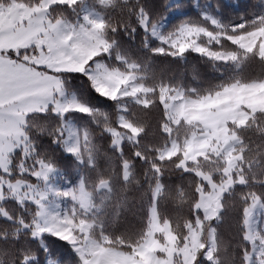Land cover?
<instances>
[{
  "label": "trees",
  "instance_id": "trees-1",
  "mask_svg": "<svg viewBox=\"0 0 264 264\" xmlns=\"http://www.w3.org/2000/svg\"><path fill=\"white\" fill-rule=\"evenodd\" d=\"M17 1L34 5L41 0ZM86 2L102 15V34L111 45L109 53H100L93 60L124 71H130L128 63L135 64L133 70L150 89L147 103L108 97L96 89L85 72H59L65 90L75 93L90 112L71 110L62 115L50 106L29 114L24 130L31 151L29 155L23 150L11 154L9 176L35 183L38 179L34 172L43 162L72 183L82 178L95 203L101 205L94 235L105 239L107 247L132 252L142 244L154 203L160 222H168L179 245H183L190 226L203 217L197 203L200 189L207 191L209 186L200 172L209 173L213 181L220 183L225 177L226 161L210 153L189 162L184 169L181 156L159 158V151L172 138L183 143L193 130L184 121L173 126L171 132L166 129L162 90L181 89L186 96L199 98L233 83L264 82V55L258 45L244 49L231 38L264 27V0H77L51 5L49 17L77 23ZM175 10L180 12L169 20L165 30L175 31L188 23L222 32L219 40L202 41L214 52H231L236 59L223 60L194 49L177 53L154 38L150 28ZM204 10L218 19L220 28L203 15ZM121 114L139 132L136 141L124 140L118 147L110 130H125L119 123ZM67 120L87 133L83 161L64 146ZM228 125L239 139L234 150L239 161L232 173L236 182L222 196L218 221L202 218L203 247L197 251L194 264H244L251 250L246 238V208L255 195L264 207V109L251 112L241 126L233 122ZM240 177L242 182H238ZM103 183L108 188L99 190ZM158 186L161 190L155 201ZM1 206L9 217L0 216V264H81L68 240L49 232L34 236L36 204H20L7 198ZM211 226L215 229V250L213 260H208L204 253Z\"/></svg>",
  "mask_w": 264,
  "mask_h": 264
},
{
  "label": "rangeland",
  "instance_id": "rangeland-1",
  "mask_svg": "<svg viewBox=\"0 0 264 264\" xmlns=\"http://www.w3.org/2000/svg\"><path fill=\"white\" fill-rule=\"evenodd\" d=\"M75 1L41 0L34 5L17 0L0 1V216L9 217L1 206L7 198H13L20 204H36L34 236L49 232L68 240L80 256L81 264H194L197 251L203 247L202 218L218 221L222 196L236 182L232 173L239 161V156L234 154L239 139L229 130L228 123L241 126L251 112L264 109V82L233 83L199 98L188 97L181 89L174 92L167 88L162 90L168 117L166 129L171 132L173 126L184 121L193 130L183 143L172 138L159 151V158L181 156L180 165L187 169L189 162L202 155L223 156L225 177L216 183L209 173L200 172L209 189H200L197 208L203 217L190 226L185 244L179 245L168 222H160L154 203L142 244L132 252L107 247L105 239L99 240L94 235L96 215L101 205L95 203L82 178L72 183L53 166L43 162L34 172L38 179L35 183L9 176L11 154L23 150L29 155L31 151L24 130L29 114L42 112L50 106L62 115L71 110L90 112L89 106L80 102L75 93L65 90L59 72H85L100 93L111 98L147 103L146 93L150 89L139 80L141 76L133 70L137 67L135 64L128 63L130 71H124L111 68L102 60H93L100 53H109L111 45L102 34V15L91 4L86 2L83 5L82 18L77 23L50 19L51 5ZM195 1L197 3L198 0ZM179 12L175 10L153 25L150 28L152 36L177 53L194 49L223 60L236 59L237 56L231 52H214L202 41L219 40L222 32H212L188 23L175 31L165 30L169 20ZM203 15L215 26H220L218 19L209 11L204 10ZM231 38L244 49L258 45L264 55V27ZM91 60L92 64L88 66ZM119 123L125 130H110L114 144L120 147L124 140L136 141L139 129L123 114ZM64 128L65 148L83 161L86 131L71 120L65 121ZM242 181L240 177L238 182ZM99 188L108 186L103 183ZM160 190L158 186L154 191L155 201ZM263 211L259 196H253L246 208V238L251 242V250L246 254L244 264H264ZM214 250L215 229L211 226L204 257L213 260Z\"/></svg>",
  "mask_w": 264,
  "mask_h": 264
},
{
  "label": "crops",
  "instance_id": "crops-1",
  "mask_svg": "<svg viewBox=\"0 0 264 264\" xmlns=\"http://www.w3.org/2000/svg\"><path fill=\"white\" fill-rule=\"evenodd\" d=\"M1 1V0H0Z\"/></svg>",
  "mask_w": 264,
  "mask_h": 264
}]
</instances>
